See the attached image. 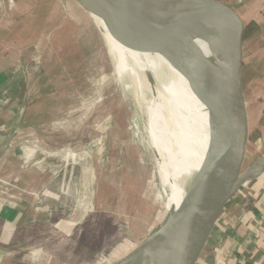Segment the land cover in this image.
Returning a JSON list of instances; mask_svg holds the SVG:
<instances>
[{
    "label": "rangeland",
    "instance_id": "rangeland-1",
    "mask_svg": "<svg viewBox=\"0 0 264 264\" xmlns=\"http://www.w3.org/2000/svg\"><path fill=\"white\" fill-rule=\"evenodd\" d=\"M259 1L253 0L252 8L256 12L246 26L252 47L258 46L264 35V2L261 4ZM61 2L66 11L79 17L97 35L98 29L86 19L80 7L77 8L72 0ZM92 31L90 39L94 45L98 35ZM94 50L99 55L97 49ZM263 50L253 52V57L256 74L259 76L261 73L262 76L258 91L264 93ZM0 67L5 73V76L0 74V79H5L4 82L0 80V147L10 132V121L21 107L25 93L30 95L11 146L0 160V264H43L42 260L37 262L34 259L37 251L43 248L36 242L45 239L44 244L51 243L67 234V229L74 232H71L68 242V245H73L72 264H89L91 259L96 264H120L134 258L135 250L158 225L163 222L164 228L168 225V215L180 201L179 184L185 181L181 167L163 204L159 207L158 203L150 202V193L159 180V161L155 153H148L131 143L125 132L136 134L135 123L140 131L143 130L145 117L136 100L133 97L127 100L130 117L118 119L111 116L90 98L93 90L86 92L74 87L29 47L5 36H0ZM261 100L259 141L255 140L258 156L264 154V98ZM158 101L156 97L149 100L154 114L157 110L153 104ZM91 104L101 111L92 109L88 115L86 112ZM145 107L142 106L149 116L147 126L150 121L153 123L154 114ZM80 118L84 121L77 126ZM161 128L162 122L156 129L159 137L153 124L151 138L160 143L158 150L161 153L170 154L177 145L168 152L164 150L167 129ZM99 134L102 136L100 139ZM32 144L38 146L39 151L45 149L51 153L74 146L73 149L89 158L84 179L86 206L91 211L76 224L68 226L65 221L78 214L75 209L81 186L80 166L61 163L40 152L25 165L21 161V153ZM38 158L43 159L42 162L32 165ZM170 160L171 156H166L163 163L169 166ZM18 171L7 184L3 182L7 175ZM3 191L15 195L5 196ZM193 203L195 197L189 189L187 207ZM146 224L150 226L148 232ZM78 229L82 232L76 236ZM112 258L115 260L111 261Z\"/></svg>",
    "mask_w": 264,
    "mask_h": 264
},
{
    "label": "water",
    "instance_id": "water-1",
    "mask_svg": "<svg viewBox=\"0 0 264 264\" xmlns=\"http://www.w3.org/2000/svg\"><path fill=\"white\" fill-rule=\"evenodd\" d=\"M61 1L43 0L37 3L35 0H0V30L6 36L9 35L29 47L44 59L52 70L57 69L59 76L74 87L78 86L77 88L86 92L93 90L90 98L99 109L118 119L130 117L127 100L133 97L138 103L136 94L133 91L124 93L112 73L104 69L90 39L92 30L87 28L84 21L66 11ZM135 1L149 10L163 13L184 12L210 5L217 8L224 17L226 48L223 66L216 72L212 71V74L208 73V77L204 78L202 68L196 61V65L191 66L188 73L192 89L217 110H213L208 118L210 135L204 163L206 178L205 207L201 203V219L204 223L202 232L206 236L222 206L240 196L246 203L247 199L250 202L246 216L259 227L263 226L264 203L259 198L260 191L256 189L247 192L248 187H257L264 180V154L256 155L255 149L260 115L243 41L244 23L234 8L241 0L235 4L220 0ZM72 2L80 7L85 15L86 11H91L98 4L95 0H89L90 4L80 0ZM126 7V3L113 5L100 16L119 13ZM92 32L96 35L94 30ZM97 35L101 37L99 30ZM27 100L28 95L24 97L21 110L27 105ZM138 107L142 109L139 103ZM142 112L145 117L143 129H146L149 116L147 117L143 109ZM159 113L162 118L164 114L167 116V111L159 107L155 113L158 115L157 124L162 122ZM19 116L20 114L17 119ZM15 128L14 123L0 149V160L11 146ZM161 129L163 130V127ZM172 129L176 131L173 126ZM156 132L158 130H155ZM156 135L159 136L157 133ZM195 231L196 227L188 214L179 223L168 224L162 229L159 238H156L160 249L154 248L156 240H151L149 244L147 241V248L138 263L193 264L205 238L204 235L203 240L199 236L196 237ZM172 244L175 246L171 253L169 247ZM149 248L153 249L150 253L147 252ZM89 262L96 264L92 259ZM121 263L128 264L126 260Z\"/></svg>",
    "mask_w": 264,
    "mask_h": 264
},
{
    "label": "bare ground",
    "instance_id": "bare-ground-1",
    "mask_svg": "<svg viewBox=\"0 0 264 264\" xmlns=\"http://www.w3.org/2000/svg\"><path fill=\"white\" fill-rule=\"evenodd\" d=\"M80 1L83 3H87L88 1L89 3V0ZM95 1L98 3L96 4L97 6L93 7L91 11H86V15L82 14L100 31L101 37L95 38L94 45L99 52L104 69L106 71L110 70L113 73L114 80L124 93L133 91L136 94L141 108L142 106H146L147 110L153 113L154 109L149 107V100H152V97L158 98L159 101L153 104L156 107L155 109L158 111L159 107H163L167 111L165 119L159 113V117L162 119L163 130L167 129L164 150L168 152L177 145L172 153H170L171 155L169 153L163 154L158 150L160 143H156V139L153 140L151 138L150 131L151 126L153 128V124L155 130L160 124H157L158 115L154 113L153 118L155 122L153 121L152 123L150 121L146 129L140 131L135 123L136 134L127 130L125 131L126 136L131 139V143L142 147L148 153L149 151L155 153L159 161V171L156 169L157 164L155 165L159 180L153 188L152 193H150L149 200L152 203H158L160 207L167 193H169L177 173L182 167L181 170L185 174V181L179 184L180 201L176 207H173V211L169 213L168 224L179 223L188 214L196 227L195 236H199L203 240L205 234L202 232V225L204 223L203 219H201V213L202 204L205 207L204 180L206 172L204 163L208 150V136L210 135L208 118L211 117V113L217 110H214V107L208 101L192 89L188 73L190 67L196 65V61L202 68L204 78L208 77V73L212 74V71L216 72L222 67V63L216 54L214 38L208 26L206 6L192 8L184 12L163 13L149 10L135 0ZM120 3H126V9L116 14L100 16L113 5ZM151 102L153 103V101ZM92 109H97V112L101 111L91 104L86 113L89 115ZM83 121L84 118H80L77 126ZM96 121V126L98 127L100 119ZM172 126L176 128V131L172 129ZM152 135L154 137V134ZM101 137V134H99L98 138L100 139ZM149 141L152 143L149 144ZM37 148L38 146L35 144L24 148L21 153L23 164L29 163L30 159L40 152L45 157L58 159L61 163L80 166L81 186L79 201L75 209L78 214L65 221V224L68 226L76 224L77 220H81L83 216H86L91 211L90 207L86 206V183L84 179L86 164L89 158L86 154L73 149L74 146L69 149H58L54 153L45 149L39 151ZM169 155L171 156V160L168 166L163 163V160L166 156L170 157ZM42 160L38 158L32 165L41 163ZM16 173H19V171L7 175V179L5 178L3 182L7 184L14 178ZM189 189L194 194L195 203L187 207ZM2 194L11 197L15 195L13 192L8 194L6 191H3ZM149 227L146 224L145 228L147 232L150 231ZM163 228L164 222L149 234L135 250V257L127 260V263L139 264L138 261H141L140 258H142V253L147 248L146 245L151 240H156ZM71 232L74 233L73 229H67V234L48 244H44L46 242L45 239L36 242L38 245H43V248L37 251L34 259L37 262L38 260H42L43 264H59L60 261H62L60 264H72L73 245H68L69 238L72 235ZM81 232V229H78L76 236ZM136 233L140 236L143 235L142 232ZM157 242L158 240H156L154 248L160 249ZM188 245L191 248L190 243ZM173 246L175 244L169 247L171 253L174 251ZM152 250V248H149L147 252L150 253ZM163 250L165 249L163 248ZM110 260L113 261L115 258Z\"/></svg>",
    "mask_w": 264,
    "mask_h": 264
},
{
    "label": "crops",
    "instance_id": "crops-1",
    "mask_svg": "<svg viewBox=\"0 0 264 264\" xmlns=\"http://www.w3.org/2000/svg\"><path fill=\"white\" fill-rule=\"evenodd\" d=\"M37 3H41L43 0H35ZM55 1V0H51ZM224 3L235 4L238 0H220ZM264 0H260L259 3H263ZM207 9L208 16V26L210 32L214 38L217 56L221 55V63L223 66L224 62V51H225V34L224 28L226 22L224 17L221 15L219 10L213 6L205 5ZM253 0H241L239 4L234 7L236 12L240 15L244 23V35L243 41L245 44L247 57L249 59V70L251 74L252 84L256 93V99L259 108V115H262V98H264V93L259 92L258 87L259 82L262 81L261 73L259 76L256 74L255 60L253 57V52L262 51L264 49V35L259 39L260 43L258 46L252 47V42L249 34L246 35V26L253 18ZM262 12V11H261ZM0 36H5L7 38L13 39L9 35L6 36L0 30ZM15 40V39H14ZM22 44L18 40H15ZM23 45V44H22ZM25 46V45H24ZM264 51V50H263ZM264 60V59H262ZM258 62H261L258 60ZM4 66V65H3ZM2 68V67H0ZM3 71L0 70V74ZM260 77V78H259ZM1 80V79H0ZM5 81V79L1 80ZM258 83V84H257ZM28 95L27 103L30 101V95ZM263 97H261V96ZM24 100V98H23ZM23 110L21 107L16 110L14 118L10 121L11 127L15 123L17 130L19 119L21 118ZM20 114L19 118L17 116ZM260 129L258 127L257 131ZM255 140L259 141L257 132L255 135ZM258 189L261 202L264 203V180L259 186L248 187L247 192ZM250 206V202L247 199V203L240 196L228 204L224 205L221 209L219 216L216 221L212 224V228L207 233L202 244V249L200 253L196 256L193 264H264V223L263 226L259 227L253 221H250L248 215L246 216V211Z\"/></svg>",
    "mask_w": 264,
    "mask_h": 264
}]
</instances>
